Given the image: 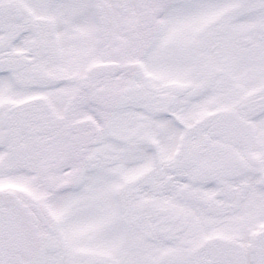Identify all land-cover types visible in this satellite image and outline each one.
<instances>
[{"label":"snow or ice","instance_id":"obj_1","mask_svg":"<svg viewBox=\"0 0 264 264\" xmlns=\"http://www.w3.org/2000/svg\"><path fill=\"white\" fill-rule=\"evenodd\" d=\"M0 264H264V0H0Z\"/></svg>","mask_w":264,"mask_h":264}]
</instances>
